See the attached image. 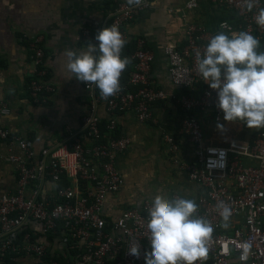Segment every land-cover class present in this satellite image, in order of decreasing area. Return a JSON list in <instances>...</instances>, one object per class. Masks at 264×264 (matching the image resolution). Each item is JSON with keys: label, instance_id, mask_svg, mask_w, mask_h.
Returning a JSON list of instances; mask_svg holds the SVG:
<instances>
[{"label": "built area", "instance_id": "1", "mask_svg": "<svg viewBox=\"0 0 264 264\" xmlns=\"http://www.w3.org/2000/svg\"><path fill=\"white\" fill-rule=\"evenodd\" d=\"M213 2L235 15L233 21L220 24L222 31L229 36L249 32L264 47V25L256 22V16L264 10V0ZM197 6L198 0H188L181 10L182 19L185 21L186 13ZM149 7L148 0L120 3L109 13L106 26L117 25L127 41L128 26ZM184 27L183 45H169L165 54L172 84L184 90L176 99L184 113L179 135L186 137L196 151V162H183L182 168L206 188L195 201V214L204 217L212 229L205 240L206 255L195 264H264V126L252 141L232 139L227 146L208 143L197 113L213 111L219 122L223 114L215 103L216 90L198 71L195 53H203L211 35L198 23L186 22ZM81 41L97 43L88 28L81 31ZM29 47L34 71L27 92L32 102L46 104L56 87L48 75L44 37L36 35ZM154 58L145 42L138 39L131 57L133 71L127 79L125 68L121 71L118 91L103 97L93 83L84 82L90 112L83 117L81 131L61 145L45 147L38 159L31 139L0 128V137L19 148V154H0L18 174L17 191L0 197V262L13 254L14 264H144V253L150 252L147 216L152 199L125 209L114 222L106 220L103 210L107 199L124 186L116 158L131 145L128 137L115 136L118 116L132 112L138 122H152L153 106L170 96L156 89L150 79ZM100 106L110 116L105 132L98 115ZM10 112L7 104L0 106L1 114ZM164 139L174 162L181 164L179 138L166 135ZM210 147L225 150L222 167H208V157L216 156L208 152ZM64 179L67 185H62ZM46 180L55 185L50 199L42 198ZM220 202L230 209L227 220L220 216ZM32 223L39 229L30 227ZM57 247L67 249L62 254L65 263L56 259ZM132 247L139 248V259L127 254ZM70 249L81 252L73 257Z\"/></svg>", "mask_w": 264, "mask_h": 264}, {"label": "crops", "instance_id": "2", "mask_svg": "<svg viewBox=\"0 0 264 264\" xmlns=\"http://www.w3.org/2000/svg\"><path fill=\"white\" fill-rule=\"evenodd\" d=\"M150 7L128 26L127 40H143L154 54L150 79L154 87L170 96L153 106L152 122L140 123L132 112L118 116V133L131 140L130 148L119 154L116 166L124 177L119 193L110 196L103 210L104 217L114 222L130 207L139 206L144 199L155 196L172 198L180 194L194 202L206 192L190 178L182 163L196 162L195 147L186 137L179 135L184 113L176 101L184 90L175 87L168 71L165 49L169 45L182 46L184 25L198 23L213 36L223 21L235 19L228 9L220 8L213 0H198V6L186 13L181 10L188 0H148ZM135 0H0V106L7 104L11 112L0 113V128L27 139L34 145L38 159L45 147L61 145L81 131L82 120L90 112L89 96L84 82L68 78L65 68L66 49L85 50L81 31L88 28L96 33L107 24L109 13L120 3L131 4ZM44 37L46 66L50 81L56 91L46 104L31 101L27 82L32 77L34 64L29 43L36 35ZM257 52H264L258 45ZM102 122L109 113L98 108ZM199 116L209 144L227 146L232 139L252 141L263 126H246L243 121H217L213 111H199ZM223 128H218L217 124ZM166 135L176 136L182 145L181 164L174 162L165 143ZM19 154L17 144L0 137V154ZM248 163H254L247 159ZM18 174L14 165L0 157V197L16 192ZM55 185L46 180L42 198L54 196ZM30 227L39 229L36 224ZM62 247L56 253L65 254Z\"/></svg>", "mask_w": 264, "mask_h": 264}, {"label": "clouds", "instance_id": "3", "mask_svg": "<svg viewBox=\"0 0 264 264\" xmlns=\"http://www.w3.org/2000/svg\"><path fill=\"white\" fill-rule=\"evenodd\" d=\"M264 25V10L256 16ZM97 43H87L85 50L66 49L64 55L68 78L93 83L103 97L119 89L121 71L129 62L121 56L126 40L117 25H107L94 34ZM259 41L251 33L240 31L229 36L217 32L209 38L203 53H195L199 73L216 90V106L225 121L240 120L246 126H264V52H257ZM223 128L222 124H217ZM208 167L223 166L225 150L208 149ZM219 157V159H217ZM220 216L227 220L230 209L220 202ZM194 200L180 196H155L148 209V242L150 252L144 253V264H195L206 255L205 240L211 226L195 214ZM127 254L140 258L138 247Z\"/></svg>", "mask_w": 264, "mask_h": 264}, {"label": "trees", "instance_id": "4", "mask_svg": "<svg viewBox=\"0 0 264 264\" xmlns=\"http://www.w3.org/2000/svg\"><path fill=\"white\" fill-rule=\"evenodd\" d=\"M135 50H136V41L127 40L126 43L124 44V47H123V51H124L123 56L128 57V60H129V62L125 66V79H127L129 77L130 73L133 71L134 62L132 61L131 57H132L133 53L135 52ZM101 128H102L103 132L106 131V122L101 123ZM115 136L118 137L120 135L118 132H116ZM67 184H68V181H66L64 179V182L62 183V185H67ZM59 227H60L59 231H61V229H63V224H60ZM109 228L110 227H106V231L109 230ZM50 239H51V237H50ZM70 246L71 245L69 244V247ZM70 251H71V254L73 255V257H75L76 255H78L81 252L80 249H73V250L70 249ZM14 258H15V255L9 254L3 258V262H0V264H14L15 263ZM56 259L60 263H65V261H66V258L63 257L62 254H58V253H57ZM110 264H114V263L111 262Z\"/></svg>", "mask_w": 264, "mask_h": 264}]
</instances>
